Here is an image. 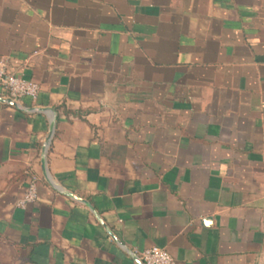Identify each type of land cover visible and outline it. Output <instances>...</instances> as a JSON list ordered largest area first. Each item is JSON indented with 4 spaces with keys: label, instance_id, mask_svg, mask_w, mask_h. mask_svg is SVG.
Returning a JSON list of instances; mask_svg holds the SVG:
<instances>
[{
    "label": "crops",
    "instance_id": "1",
    "mask_svg": "<svg viewBox=\"0 0 264 264\" xmlns=\"http://www.w3.org/2000/svg\"><path fill=\"white\" fill-rule=\"evenodd\" d=\"M1 59L0 264H264V0H0Z\"/></svg>",
    "mask_w": 264,
    "mask_h": 264
},
{
    "label": "built area",
    "instance_id": "2",
    "mask_svg": "<svg viewBox=\"0 0 264 264\" xmlns=\"http://www.w3.org/2000/svg\"><path fill=\"white\" fill-rule=\"evenodd\" d=\"M0 89L5 92L9 100L15 102L24 98L37 100L41 93V88L37 83L12 74L5 59L0 60ZM37 200L38 179L32 178L23 196L17 202V207L27 209ZM139 262L140 264H175L167 251L159 247H152L142 252Z\"/></svg>",
    "mask_w": 264,
    "mask_h": 264
},
{
    "label": "water",
    "instance_id": "3",
    "mask_svg": "<svg viewBox=\"0 0 264 264\" xmlns=\"http://www.w3.org/2000/svg\"><path fill=\"white\" fill-rule=\"evenodd\" d=\"M0 102L8 103V104H10L11 106H17V104H16L15 101H12V100H5V99H3L2 97H0ZM53 130H54V124H52L51 132H53ZM209 222H211V220H206V223H209Z\"/></svg>",
    "mask_w": 264,
    "mask_h": 264
}]
</instances>
